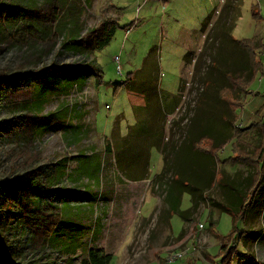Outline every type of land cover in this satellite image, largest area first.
Returning a JSON list of instances; mask_svg holds the SVG:
<instances>
[{
  "label": "rangeland",
  "instance_id": "1",
  "mask_svg": "<svg viewBox=\"0 0 264 264\" xmlns=\"http://www.w3.org/2000/svg\"><path fill=\"white\" fill-rule=\"evenodd\" d=\"M226 7L224 0H0V234L10 264H90L91 249L110 254L108 264H216L221 240L236 231L232 216L222 213L211 226L203 210L197 215L202 232L187 226L177 235L183 221L175 213L168 216L171 172L161 168L172 166L187 144L189 119L200 113L202 100L215 102V91L225 83L220 71L230 66L224 64L232 58L224 57L233 47L216 20ZM233 11L220 30L263 45L256 50L259 68L249 92L239 102L226 90L222 95L235 107L236 126L264 124V0H239ZM208 14L211 24L202 33ZM102 22L114 33L100 47L102 35L87 40L82 34ZM210 34L216 38L209 40ZM208 40L212 48L205 54ZM188 50L193 68L182 61ZM146 86L175 97L165 121L133 128V107L146 99L136 89ZM152 125L163 127V158L151 148L149 179L125 182V166L135 168L134 174L144 166ZM143 127L150 134L128 135ZM128 139L131 148H124ZM242 142L252 150L258 134L250 132ZM231 147L236 146L219 152L223 166H244L229 159ZM34 185L39 193L30 191ZM189 205L185 194L181 207ZM259 233L264 243V220ZM240 246L232 264L244 254ZM178 251L181 258L168 262Z\"/></svg>",
  "mask_w": 264,
  "mask_h": 264
},
{
  "label": "trees",
  "instance_id": "2",
  "mask_svg": "<svg viewBox=\"0 0 264 264\" xmlns=\"http://www.w3.org/2000/svg\"><path fill=\"white\" fill-rule=\"evenodd\" d=\"M239 0H224V7H226V12L224 17L219 23V20L221 19V14H219V17L216 20V23L219 24L218 30L219 34L226 40L227 44L231 45L233 48V54L231 56H225L219 55L218 53V46L219 44H216V50L217 54L219 55V58H232V61L226 62L225 64L222 62V64L228 66L227 70L220 71L224 78V85L221 86V88L215 91V94L217 95V99L215 100L216 103H221L225 106L224 111L219 110L217 111V107L215 105V102L210 100H202L203 106L201 108L200 113H195L196 115L194 117H191L189 119V122L191 124V128L189 129L190 132L186 134L188 141L187 144L183 146V149L173 156V164L177 163V166H162L161 171L163 169L164 172H171V178L167 182V193H166V199L168 200V208H169V216L172 215V213H175L179 215L180 217L186 219L187 214L196 212V209L202 201L201 193L211 186V184H214L216 182V167L219 162H224V160H219L218 158V150L229 140L232 138H235V141L232 145L236 146L235 149L232 147V151L234 153L233 157H230L229 159L235 160V162H241L247 166L253 167L254 171L250 174L249 180L246 186V190L243 192V194L239 197L237 202L233 204H229L228 206L221 205V209L230 214L232 216L233 221V229L235 233L233 234L232 238H226L221 240L220 249L217 253L219 256L218 260L216 261V264H232L233 257L237 254V242L239 240H236V235L238 236L242 235V231H240L237 228V221L240 218L243 213L248 209L250 205L254 202V197L257 194L258 191L263 190L264 188H260L262 184V177L264 173V124L260 123H254L249 125L248 127L242 128L235 125V107L232 103H230L228 100H226L222 92L226 90L230 94V98L235 101L239 102V100L242 99V97L247 94L248 91V84L254 77V74L256 72V69L259 68V62L255 59L256 50H258L261 46V43L258 39L252 38L251 40H237L234 39L229 33L224 31L223 29L220 30V27L225 26V22H230L231 19V13L234 12L233 10L237 9ZM224 9V8H223ZM255 13V11H254ZM105 22H102L97 28H92L87 31H85L82 36H85L88 39L92 37V35H102V40L99 43V46H104L110 37L114 33V27L111 28H105ZM211 24V14L206 15V17L203 19L201 23L200 31L203 33L206 29V26ZM215 23L211 26L214 27ZM209 32V31H208ZM99 33V34H98ZM206 35V34H205ZM204 35V36H205ZM209 40L211 38H216L212 34H210ZM81 36V37H82ZM205 41L207 43L205 49L207 53V49H211L210 41ZM210 44V47H208ZM64 45V44H63ZM193 52H187L183 56V61H185L188 64H192V68L194 66V59L195 57L192 54ZM204 53V51L202 52ZM209 57H211L209 55ZM211 67L215 68L214 66V60L212 59L210 61ZM132 80V77H128V81ZM210 83V82H209ZM214 83V82H213ZM207 85V83L204 84V87ZM215 85V84H211ZM185 87L184 80L181 79L180 81V92L182 93L183 89ZM150 87L146 86L142 89V87L136 89V91L145 94V104L144 106H135L133 107V113L135 116V124L133 128L136 126H141V124H146L148 120H151V123H156L162 121H165V114L163 110L161 109L160 104V96L159 92L156 89V87ZM148 91L151 94V96L148 95ZM153 97V99H152ZM241 98V99H240ZM186 105V104H185ZM241 105V104H240ZM240 105H237L238 107ZM236 106V108H237ZM200 107V106H199ZM208 108V109H205ZM144 110L146 112H149V114H144ZM143 114V115H142ZM144 115L148 118L145 119ZM183 116V115H182ZM181 116V117H182ZM180 117V119H181ZM187 117L185 118V120ZM201 122H206V126H201ZM44 124V123H43ZM195 126L192 128V126ZM228 126L232 127V132H229L226 130ZM153 126V125H152ZM41 127H45L44 125H41ZM219 127L222 128V130L219 129ZM141 128V127H140ZM154 129H150L153 139L152 143L149 145V149L147 151V156L144 159V166L140 167V170L134 174L135 168L131 166H125V169H123V173L126 174L128 177L131 178H144L147 173V166L146 163L148 162V156L149 151L151 148H155L159 151L160 156L162 155L163 158V151L162 146H160V136L161 131H163L162 125L159 126H153ZM196 128V129H195ZM193 129V130H192ZM257 129L260 132V140L259 143L252 149L248 150L246 149L244 143L242 142V139L240 138L243 131L253 130ZM148 128H144L141 130L135 129L134 132L128 133L130 136H135L137 134H146L148 132ZM138 131V132H137ZM150 134V133H147ZM138 135V136H139ZM137 136V137H138ZM132 140V139H131ZM208 140L210 145L208 147H203L201 144L202 141ZM130 140L128 139L126 142V145L124 148H131L130 143L128 144ZM236 143V144H235ZM242 146V148H240ZM107 151H110V145L107 144ZM244 149H246L248 152H245ZM186 162L189 166H183V163ZM257 166H259V169L257 170ZM91 171L96 169V166L91 167ZM87 170L88 168H84ZM205 172V178L207 181L203 182L200 181L204 177ZM62 176V175H61ZM177 178V179H175ZM221 181V177L216 183H219ZM30 191L32 193H39V189H37L34 186H30ZM3 190L2 183L0 182V192ZM183 193H187L190 198L191 206L186 210H180V198ZM182 231L178 234L181 235ZM239 236V239H240ZM7 250L8 247L6 246L4 240L2 239V236L0 234V264H10L7 259ZM111 259L110 254H99L96 250H90L89 251V263L90 264H108ZM244 257L240 258V261L238 264H244Z\"/></svg>",
  "mask_w": 264,
  "mask_h": 264
},
{
  "label": "crops",
  "instance_id": "3",
  "mask_svg": "<svg viewBox=\"0 0 264 264\" xmlns=\"http://www.w3.org/2000/svg\"><path fill=\"white\" fill-rule=\"evenodd\" d=\"M260 43H261V41H260ZM261 45H263V44H261ZM190 51L191 50H188L187 52H190ZM183 56H182V61H183ZM181 79H182V77H180L179 80L181 81ZM179 88H180V82H179ZM170 96L175 97V95H172V94H167V93H165L164 95L160 94L161 109L163 110L165 116H167L169 114L170 106L172 105V104L169 105L170 104L169 102L172 101ZM144 104H145V102H143L142 105H135V106H141L142 107V106H144ZM166 106H168L169 111H166ZM235 119H236V114H235ZM241 127L245 128L244 125H242ZM250 132L253 134H255V133L258 134V142H257V144H258L261 136H260L259 130H257V129H253L251 131L250 130L243 131L240 138L241 139L246 138V136ZM234 141H235V138L229 139L218 150L217 154H218L219 160H222L219 157V152L224 148V146L230 147V144L232 145ZM231 149H232V147L230 148V150ZM159 155H160V153H159ZM236 164H238V165L240 164V165H244V166H235V168H232V166H230V169H229V166H223L222 162H219L217 164L215 180L217 182L218 178L221 177V181L219 183L215 182L214 184H211L210 187H208L207 189H205L201 193V196L203 198H202V201H200V203L196 209V212L190 213L186 219H184L178 215L180 217V219L183 221V227L181 228V231L183 229H185L187 226H189L188 228L190 229V231L192 229V230H195L194 232H202L199 230V228L203 229L202 225L199 224L197 226V220H198L197 215H199V213L201 211H203V210L207 211V219L212 226L217 221V216H219L222 213H226L221 209V205L228 206L229 204H233V203L237 202L239 197L246 190V186H247V183L249 180V176L254 171V169H253V167L247 166L241 162H238ZM256 169L258 170L259 166H257ZM148 171H150V170L149 169L146 170L147 175L144 178H140V179L131 178V177H128L126 174H124L125 177L121 176V179L125 182H128V183L140 182L142 180H148L149 179V176H148L149 172ZM159 171L156 172L157 175H158ZM156 174H153L151 176L155 177ZM200 181H203V182L207 181V179L205 178V172H204V177L202 179H200ZM260 188H264V173H263L262 184H261ZM185 194L188 195L187 193H183L181 195V198H180V205H179L180 210H186L191 206V202H190V198H189L190 205L185 209H183L181 207L182 198ZM188 197H189V195H188ZM167 208H168V206H167ZM168 211H169V208H168ZM195 214L197 216L196 218L194 217ZM226 214H228V213H226ZM228 215H230V214H228ZM168 216H169V213H168ZM263 220H264V191L260 190L255 195L253 204L248 207V209L245 211V213H243V215H241L237 221V225L238 226L241 225L239 227V230L243 232L242 235L240 236V239L238 241L237 246L239 247V245H241L240 250H242L244 252L243 255H240V256L244 257V260H245L244 264H258L260 258L264 259V243L258 242V240L261 236V233H259L260 223H262ZM168 221H169V218H168Z\"/></svg>",
  "mask_w": 264,
  "mask_h": 264
},
{
  "label": "built area",
  "instance_id": "4",
  "mask_svg": "<svg viewBox=\"0 0 264 264\" xmlns=\"http://www.w3.org/2000/svg\"><path fill=\"white\" fill-rule=\"evenodd\" d=\"M181 252H173L169 257H168V259H167V261L168 262H170V261H174V260H177V259H179V258H181Z\"/></svg>",
  "mask_w": 264,
  "mask_h": 264
}]
</instances>
